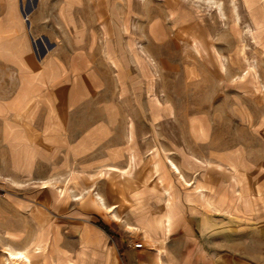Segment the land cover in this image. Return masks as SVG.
Wrapping results in <instances>:
<instances>
[{
	"label": "crops",
	"instance_id": "0c3cea01",
	"mask_svg": "<svg viewBox=\"0 0 264 264\" xmlns=\"http://www.w3.org/2000/svg\"><path fill=\"white\" fill-rule=\"evenodd\" d=\"M113 4L116 24L121 25L125 2ZM65 6V0H0V34H6L0 43L7 46L0 53V102L8 111L0 117V141L8 175L22 185L17 188L20 200L55 216L46 224L59 226V247L71 254L79 247L80 234L93 229L106 239L108 264H251L233 255L227 244V222L236 217L264 218V154L225 143L207 115L170 118L174 109L202 105L185 96L168 100L156 85V78L176 68L175 55H167L161 46L185 27L170 19L167 0L131 1L128 23L135 48L130 51L123 36L120 54L112 37L110 58L105 53L104 0H78L71 8ZM189 75L184 70L183 79ZM21 95L27 96L18 103ZM4 119L16 128L17 142L27 145L32 158L29 178L11 167ZM173 119L181 133L170 135L154 127ZM141 123L144 133L137 132ZM170 162L190 187L179 182ZM233 167L241 183L234 184ZM109 170L114 172L107 176ZM250 178L259 195H250ZM43 182L69 187L62 213L46 209L50 194ZM169 182L177 190L180 206L170 212L165 193ZM87 192L104 198L107 205L140 199L137 204L146 205L147 217L143 223L124 221L127 235L119 236L101 213L72 198L79 193L86 198ZM233 192L240 214L231 211ZM12 208L14 219L13 214H23L14 204ZM125 216L131 218L129 213ZM91 219L106 226L108 233ZM37 221L40 218H33L27 235L21 224L6 230L20 233L17 241L28 239ZM202 222H208L207 229ZM137 243L140 248L134 247Z\"/></svg>",
	"mask_w": 264,
	"mask_h": 264
},
{
	"label": "rangeland",
	"instance_id": "374dc122",
	"mask_svg": "<svg viewBox=\"0 0 264 264\" xmlns=\"http://www.w3.org/2000/svg\"><path fill=\"white\" fill-rule=\"evenodd\" d=\"M131 1L124 0L127 12L123 23L118 25L116 24L117 14L114 10V0H104L106 23L103 32L105 53L108 58L113 55L112 37L115 38V46L120 54L124 52L123 36L127 38L126 47L130 51L135 48L133 38L129 34L128 23ZM214 1L219 2L221 8H210L198 0H167L170 19L174 21L175 25H185V27L170 34L165 44L161 46L167 55H175L177 58L176 68L169 71L170 75L156 78L159 80L156 85L165 92L164 95L168 96V100L178 101L187 97V101L192 100V103L202 105L201 108L174 109L169 114L170 118L184 117V115L190 114L207 115L214 120V129L219 138H225V143L231 144L234 148L259 150L264 154V0H258L256 8H247L245 0H236V11L239 17L236 22L230 0ZM65 3L66 8H71L74 3H78V0H65ZM61 8H64V5ZM190 22L191 25L186 26ZM5 35L0 34V41ZM5 48L7 49V46L0 43V53ZM157 50L161 52L160 48ZM184 70L188 71L190 75L183 79ZM152 79L153 76L150 75L149 80L152 81ZM75 83L76 78H74ZM76 95L77 93L74 92V96ZM26 96H19L16 99L17 102L24 101ZM7 113L8 111L0 102V117L5 118ZM145 127L144 124H139L137 132L144 133ZM154 127H162L163 131L170 135H176L177 132L181 133L182 131L174 119L166 122L163 126ZM3 130L4 142L9 148L11 167L19 173L26 174L29 178L32 158L27 155V145L17 142L16 128L7 123L6 119H4ZM22 147L23 149H21ZM233 171L235 172L232 178L234 184L241 183L237 168L233 167ZM113 172V170H109L107 176ZM125 174L129 176V173ZM157 180L162 181L160 176H157ZM70 182L72 181L70 180ZM249 182L250 195H259L260 192L254 187L251 178ZM189 184L186 187H190L191 183ZM41 185L50 194L49 201H46V209L50 208L62 213L69 193L61 197L58 190L62 189L68 192L69 187L58 188L50 182H43ZM19 186H22L21 183L11 180L8 175L7 157L0 141V264H6L5 251L8 246L16 249L28 248L31 264H108L110 249L106 245V239L93 229L80 234L79 247L74 254L64 252L59 247L61 241L59 226L54 225L53 227L52 224H46L49 220H54L55 216L41 206L34 205L33 202L21 201L22 195L17 189ZM168 192L171 193L169 212L176 208L180 209L179 204L176 203L178 193L171 182L166 186V196ZM243 192L246 195V190ZM142 193L144 191L131 197L139 196ZM93 194L87 192L85 199L76 202L101 213L103 219L112 224L114 232L119 236L127 235L123 231L124 221H133L135 224L138 221L143 223V217H147L148 208L146 205L144 203L137 204L142 200L122 199V203L106 204L115 207L119 218L118 222L121 221V223H116L105 211L90 202L89 199ZM243 194L241 196L244 201ZM262 194L264 195V192ZM234 198L235 193L233 192L231 211L239 213ZM13 204L23 213L22 215L13 214L16 215L15 219L10 216L11 213H14L11 210ZM29 207L30 209L27 210ZM126 213L130 214V219L125 216ZM8 218L12 221H9ZM33 218H40L41 223L36 222L35 230L28 239L24 236L17 241L21 234L10 233L6 230L13 223L21 224V227L27 231L25 233L27 235L32 230ZM91 221L94 224L97 223L95 219H91ZM227 225L229 232L227 244L232 248L233 255L251 264H264V218L249 220L236 217L227 222ZM208 226V222H202L204 229H207ZM37 242L44 247V250L39 254L32 248Z\"/></svg>",
	"mask_w": 264,
	"mask_h": 264
},
{
	"label": "bare ground",
	"instance_id": "6f19581e",
	"mask_svg": "<svg viewBox=\"0 0 264 264\" xmlns=\"http://www.w3.org/2000/svg\"><path fill=\"white\" fill-rule=\"evenodd\" d=\"M195 1H197V0H195ZM198 1L199 2L202 1L204 4H206L210 8H218V9L221 8V4L219 2H217V1H214V0H198ZM230 3H231V8H233V10L235 12V16L234 17H235V22H236L239 19L237 11H236L237 10L236 9L237 8L236 0H230ZM245 3H246L247 8H256L258 6V0H245ZM170 165H171L170 167L174 171L173 173H176L177 176L179 177V178L177 177L179 179V182L182 185L189 186L190 184L180 174L179 169L172 162H170ZM47 185H50V184H47ZM66 193H69V191L67 192V190H62V189L58 190V194L61 197L65 196ZM71 193H73V192H71ZM169 193L170 192L167 193L168 197L171 196V193L170 194ZM81 195L82 194H79V195H76V196L74 195L75 198L74 197H72V198L75 201H80V200L85 199L84 196L81 197ZM103 199L104 198H101L99 195L93 194V195H91V199H89V200H90V202H92V204H96L97 207H99L101 210L105 211L110 216V218L112 220H114L115 222H118L119 218H118V216H117V214H116V212L114 210L115 207L107 206ZM127 228L131 229V230H134L133 227H130V226H128ZM32 248L34 249V251L37 254L41 253L44 250V247L41 246L39 244V242L35 243ZM28 252H29L28 248L16 249V248H14L12 246L6 247V251H5L6 264H31L32 262H31L30 257L28 256Z\"/></svg>",
	"mask_w": 264,
	"mask_h": 264
},
{
	"label": "trees",
	"instance_id": "16d2710c",
	"mask_svg": "<svg viewBox=\"0 0 264 264\" xmlns=\"http://www.w3.org/2000/svg\"><path fill=\"white\" fill-rule=\"evenodd\" d=\"M96 225L98 227H100L103 231H105L106 233H108V229L106 226H104L101 222H97Z\"/></svg>",
	"mask_w": 264,
	"mask_h": 264
},
{
	"label": "built area",
	"instance_id": "2783aa9c",
	"mask_svg": "<svg viewBox=\"0 0 264 264\" xmlns=\"http://www.w3.org/2000/svg\"><path fill=\"white\" fill-rule=\"evenodd\" d=\"M135 248H140L141 247V244L140 243H137L134 245Z\"/></svg>",
	"mask_w": 264,
	"mask_h": 264
}]
</instances>
